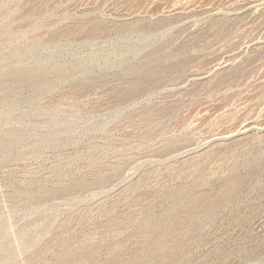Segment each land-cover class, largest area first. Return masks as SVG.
I'll list each match as a JSON object with an SVG mask.
<instances>
[{
	"label": "rangeland",
	"instance_id": "1",
	"mask_svg": "<svg viewBox=\"0 0 264 264\" xmlns=\"http://www.w3.org/2000/svg\"><path fill=\"white\" fill-rule=\"evenodd\" d=\"M4 245L264 264V0H0Z\"/></svg>",
	"mask_w": 264,
	"mask_h": 264
},
{
	"label": "bare ground",
	"instance_id": "2",
	"mask_svg": "<svg viewBox=\"0 0 264 264\" xmlns=\"http://www.w3.org/2000/svg\"><path fill=\"white\" fill-rule=\"evenodd\" d=\"M135 68H136V69H135V74H136V76H139L143 70H147V69L144 68V66H143L142 64L138 65V68H137V66H136ZM155 69H156V68H155ZM155 69L153 70L154 72L158 71V70H155ZM158 69H159V68H158ZM133 72H134V71H133ZM227 147H228V146H227ZM228 148H229V147H228ZM261 150H262V149H261ZM255 152H256V151H255ZM248 153H249V152H248ZM253 155H254V154H253ZM258 157H259V156H258ZM251 158H252V157H251ZM258 160H259V159H258ZM248 162H249V161H248ZM245 163H246V161H245ZM252 163H253V162H252ZM261 164H262V163H261ZM256 168H257V167H256ZM235 176H236V175H235ZM242 179H243V178H242ZM232 181H233V180H232ZM235 181H236V180H235ZM241 181H242V180H241ZM242 183H243V182H242ZM240 186H241V185H240ZM229 187H230V186H229ZM233 189H234V188H233ZM235 191H236V189L232 190V193L235 192ZM229 192H231V191H229ZM229 192H228V193H229ZM228 193H227V194H228ZM232 193H231V194H232ZM198 195H199V194H198ZM197 197H198V196H197ZM223 197H224V196H223ZM231 197H233V196H231ZM231 197H229V199H230ZM231 199H232V198H231ZM237 199H238V198H237ZM233 200H234V198H233ZM221 202H222V201H221ZM219 203H220V202H219ZM223 203H224V202H223ZM230 203H231V202H230ZM191 205H192V203H191ZM221 205H222V203H221ZM232 205H233V203H232ZM185 206H186V205H185ZM222 206H223V205H222ZM238 206H239V205H238ZM220 207H221V206H220ZM222 208H223V207H222ZM205 209H206V208H205ZM190 210H191V209H190ZM190 210H189V211H190ZM184 211H185V210H184ZM194 211H195V210H194ZM210 211H211V210H210ZM213 211H214V210H213ZM190 212H192V211H190ZM208 212H209V211H208ZM208 212H207V213H208ZM147 213H148V212H147ZM185 213H186V212H185ZM205 213H206V212H205ZM211 213H212V211H211ZM191 214L193 215V213H191ZM194 214H195V213H194ZM201 214H202V213H201ZM214 214H215V213H214ZM149 215H150V214H149ZM185 215H187V214H185ZM195 215H197V214H195ZM195 215H194V216H195ZM189 216H190V215H189ZM189 216H188V217H189ZM200 216H201V215H200ZM211 216H212V215H211ZM183 217H184V216H183ZM191 217L193 218V216H191ZM191 217H190V218H191ZM208 217H209V216H208ZM198 218H199V217H198ZM175 219H176V218H175ZM187 220H188V219H187ZM189 220H190V219H189ZM191 221H192V220H191ZM183 222H184V221H183ZM198 222H199V221H198ZM168 223H169V222H168ZM188 224H189V222H188ZM199 224H200V222H199ZM150 225H151V224H150ZM168 227H169V226H168ZM198 227H199V226H198ZM198 227H197V228H198ZM164 228H166V227H164ZM189 228H190V227H189ZM192 228H193V227H192ZM151 229H152V228H151ZM168 229H169V228H168ZM153 230H154V229H153ZM162 230H163V229H162ZM155 231H156V230H155ZM165 232H166V231H165ZM165 232H164V234H165ZM175 232H176V231H175ZM190 232H191V231H189V233H190ZM168 233H169V232H168ZM185 233H187V232H185ZM154 234H155V233H154ZM162 234H163V233H162ZM171 234H172V233H171ZM166 235H167V233H166ZM185 235H186V234H185ZM160 236H161V235H160ZM174 236H175V235H174ZM180 236H181V235H180ZM180 236H179V237H180ZM161 237H162V236H161ZM187 237H188V236H187ZM159 238H160V237H159ZM180 238H181V237H180ZM188 238H189V237H188ZM151 239H152V238H151ZM160 239H163V238H160ZM181 239H182V238H181ZM156 240H157V239H156ZM191 240H192V239H191ZM191 240H190V241H191ZM157 242H158V241H157ZM179 242H180V241H179ZM158 243H160V242H158ZM177 243H178V242H177ZM159 245H160V244H159ZM182 245H183V244H182ZM154 246H155V245H154ZM161 246H163V244H162ZM173 246H174V245H173ZM179 246H180V245H179ZM179 246H177V247H179ZM159 247H160V246H159ZM165 247H166V246H165ZM184 247H185V245H184ZM184 247H183V248H184ZM163 248H164V247H163ZM136 249H137V248H136ZM165 249L167 250V248H165ZM177 249H178V248H177ZM5 250H6V246H5V245H4L3 247H0V251L4 252ZM159 250H160V249H159ZM161 250H162V249H161ZM161 250H160V251H161ZM163 250H164V249H163ZM173 250H174V249H173ZM173 250H172V251H173ZM179 250H180V249H179ZM172 251H171V252H172ZM187 251H188V250H187ZM5 252H6V251H5ZM63 252H64V251H63ZM174 252H175V250H174ZM176 252H177V251H176ZM149 253H150V252H149ZM161 253H162V252H161ZM180 253H181V252H180ZM131 254H133V253H131ZM176 254H177V253H176ZM171 255L173 256L174 254L172 253ZM171 255H170V256H171ZM185 255H186V254H185ZM167 256H168V254H167ZM12 257H13V256H12ZM12 257H11V258H12ZM168 257H169V256H168ZM170 260H172V259H170ZM153 261H154V260H153ZM167 261H168V260H167ZM172 262H174V260H172ZM164 263H165V262H164Z\"/></svg>",
	"mask_w": 264,
	"mask_h": 264
}]
</instances>
